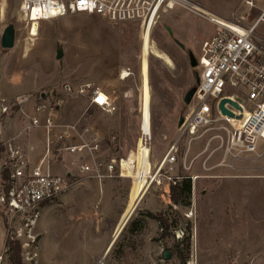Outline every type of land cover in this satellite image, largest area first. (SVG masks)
Here are the masks:
<instances>
[{
    "label": "rangeland",
    "instance_id": "1",
    "mask_svg": "<svg viewBox=\"0 0 264 264\" xmlns=\"http://www.w3.org/2000/svg\"><path fill=\"white\" fill-rule=\"evenodd\" d=\"M188 1L244 26H250L264 7V0H256L254 8L242 0ZM3 7L0 29L13 23L17 40L15 48L0 47V55L9 59L0 56V107L6 105L9 115L1 120L3 138L13 137L12 147L30 152L31 162H37L44 152L43 131L19 134L25 123L19 109L31 111L44 93L47 102L61 100L60 124L75 123L83 137H98L103 155L121 158L126 174L110 181L111 197L102 195L101 184L104 190L107 179L98 182L80 175L78 157L57 152L52 145L50 168L61 175L73 173L71 185L64 196L40 207L30 238L6 237V216L0 212V264H11L7 241L19 244L20 264H264V154L236 160L226 156L217 137L223 134L221 129L208 130L190 143L184 139L171 174L196 178L191 181L188 205L171 201L173 184L167 181L151 187L137 204L141 186L127 178L132 171L126 169L143 149L153 167L174 140L178 118L188 109L184 96L195 85L194 71H199L190 66L187 51L198 56L202 42L213 34L211 23L182 5L159 11L154 23L144 28L138 21L113 23L95 14H69L42 21L39 39L28 51L29 25L18 12L19 0H0ZM254 35L264 39V15ZM142 38L150 43L148 50ZM59 47L63 56L56 59ZM125 71L128 75L122 78ZM13 75L21 80L34 77L41 88L15 97L25 90V82L13 81ZM86 83L110 97L111 111L94 109L89 91L75 92ZM67 85L69 93L63 91ZM17 99L25 100L17 103ZM29 137L37 139V146L27 142ZM75 139L78 142L79 135ZM143 140L149 154L140 146ZM262 149L264 144L259 152ZM18 228L28 231L22 223H14L13 229ZM112 233L106 249L105 238ZM164 251L169 259L163 258Z\"/></svg>",
    "mask_w": 264,
    "mask_h": 264
},
{
    "label": "built area",
    "instance_id": "2",
    "mask_svg": "<svg viewBox=\"0 0 264 264\" xmlns=\"http://www.w3.org/2000/svg\"><path fill=\"white\" fill-rule=\"evenodd\" d=\"M245 3L248 8L254 6V0H246ZM176 5L190 9L211 23L213 34L201 44L196 57L198 83L187 104V112L182 116L183 121L177 127V134L165 154L153 167L147 157L150 163L147 170L135 158L131 168L126 169L132 171L131 175H138V180L144 179L145 186L138 204L154 185L160 186L164 181L175 185L184 177H189L191 181L196 179L193 176L173 177L171 174L179 144L184 139L190 143L208 130L221 129L223 134L217 137L226 156L236 160L264 154V149L259 152L260 145L264 144V39L254 35L257 23L244 26L238 20L219 21L204 12L202 7L194 8L185 0H19L18 12L29 25L30 38L36 35L40 21L77 13L95 14L113 23L138 21L144 28L150 22L154 23L159 11ZM34 23L37 24L35 34L32 32ZM64 89L66 93L71 92L68 86ZM87 91L90 92L91 106L113 109L110 97L100 87L86 83L77 90V94ZM223 98L239 105L237 109L229 103L224 104L233 117L221 113L218 105ZM24 100L17 99V103ZM47 100L48 95L40 98L29 112L19 109L25 117L19 134L35 129L43 131L44 152L36 163H32L19 148L12 147L13 137L3 138L1 120L3 115H9L6 105L0 107V212L6 216V237L15 240H20L25 234L27 238L32 237L30 227L35 224L40 207L60 198L71 185L73 173L68 171L61 175L50 168V157L55 154L51 150L52 145L57 147V152L78 157L77 172L80 175L91 176L101 182L104 179L125 178L126 174L121 158L116 160L103 155L98 137L85 138L76 131L75 123L58 122L61 100L53 103ZM77 135L80 137L78 142L75 139ZM141 145L149 154L145 140L140 142ZM134 153H139V149ZM16 222L22 223L28 231L13 229Z\"/></svg>",
    "mask_w": 264,
    "mask_h": 264
},
{
    "label": "water",
    "instance_id": "3",
    "mask_svg": "<svg viewBox=\"0 0 264 264\" xmlns=\"http://www.w3.org/2000/svg\"><path fill=\"white\" fill-rule=\"evenodd\" d=\"M170 31V30H169ZM14 41H15V27H14V24L13 23H8L2 33H1V36H0V46L3 48V49H10L14 46ZM176 43L181 47V48H184V45L182 43H180L179 41H176ZM187 55H188V59H189V64L192 68H196L197 67V60H196V57L194 56V54L192 53V51L188 50L187 52ZM63 56V50L59 47L56 49V55H55V58L56 59H61ZM194 81H195V84L198 83V72L197 71H194ZM195 91V85L192 86L188 92L186 93V95L184 96V103L187 105L189 104L191 98H192V95ZM46 97V94L44 93H41V98H45ZM225 103H229L230 105L234 106L235 108L239 109V105L228 99V98H223L220 100L219 102V109L221 111L222 114L224 115H228L230 117H233V113L231 111H229L228 109L225 108L224 104ZM183 121V117L180 116L178 118V121H177V127H179L181 125ZM163 258L164 259H169L170 258V255H169V252L168 251H164L163 252Z\"/></svg>",
    "mask_w": 264,
    "mask_h": 264
},
{
    "label": "crops",
    "instance_id": "4",
    "mask_svg": "<svg viewBox=\"0 0 264 264\" xmlns=\"http://www.w3.org/2000/svg\"><path fill=\"white\" fill-rule=\"evenodd\" d=\"M243 1V3H244V5L245 6H247L246 5V3H245V1L246 0H242ZM3 3V1L1 2V4ZM255 5H256V0H254V6L252 7V8H254L255 7ZM248 8V7H247ZM262 11L260 12V16L252 23V24H254V23H259V21L260 20H262L263 19V15H264V7L261 9ZM5 14H6V10H5V8L3 7V8H0V19H2L4 16H5ZM262 16V17H261ZM42 23V21H40L39 23H38V28H37V31H36V35L34 36V37H28L27 39H26V49L28 50V51H30V48L31 47H33L34 46V44H35V42L39 39V37H38V34H39V26H41L40 24ZM251 24V25H252ZM257 24H256V26H257ZM249 26V25H248ZM3 29H4V27L2 28V29H0V31L2 30L3 31ZM2 31H1V33H2ZM1 33H0V36H1ZM30 40H32L31 42H30ZM16 45H17V40H16V38H15V41H14V48L16 47ZM1 47V46H0ZM12 47V48H13ZM1 56V58L2 59H4V60H9L8 59V55L7 54H3V55H0ZM12 78V80L13 81H19V80H21V77H19V76H17V75H13V76H11ZM25 82L24 83V85H25V90H22L21 91V93H18V94H16L15 95V97H19V96H22V95H25V94H27V93H31V92H35V91H37L39 88H41V83L39 82V81H37L34 77H28V79L26 78V79H22L21 80V82ZM23 84V83H22ZM68 86V85H67ZM69 87V86H68ZM64 92H65V89L63 90ZM75 92H77V90L75 91ZM94 107V109H101V108H98V107H96V106H93ZM59 117V116H58ZM27 142L30 144V145H32L33 147L34 146H37V139L35 138V139H33V141H32V138L31 137H29L28 139H27ZM26 156L29 158V160L31 161V153L30 152H27L26 153ZM111 180H114V179H107V180H105V181H107V182H105V184H104V190L102 189V186H103V184H101V191H102V195H105V193H107L108 194V197H111V195H112V193H113V191L112 190H110V187H112L113 186V183H111L110 181ZM64 196V195H63ZM115 235V234H114ZM112 236H113V233L112 234H110V235H108L107 236V238H105V239H107V241H109V242H107L108 244H107V246H106V249H107V247H108V245H109V243H110V241L112 240ZM114 237V236H113ZM106 249L104 250V251H106Z\"/></svg>",
    "mask_w": 264,
    "mask_h": 264
},
{
    "label": "trees",
    "instance_id": "5",
    "mask_svg": "<svg viewBox=\"0 0 264 264\" xmlns=\"http://www.w3.org/2000/svg\"><path fill=\"white\" fill-rule=\"evenodd\" d=\"M190 194H191V180L189 177H184L175 185L171 186L170 198L174 204L178 203L182 205H188ZM180 199L184 200L185 202L181 203ZM149 216L155 218V216L152 214H150ZM185 242H186V249L189 250V241L187 238ZM7 247L8 250L11 251V255H10L11 264H20V258L18 254L19 244L16 242L14 245V241H7Z\"/></svg>",
    "mask_w": 264,
    "mask_h": 264
},
{
    "label": "bare ground",
    "instance_id": "6",
    "mask_svg": "<svg viewBox=\"0 0 264 264\" xmlns=\"http://www.w3.org/2000/svg\"><path fill=\"white\" fill-rule=\"evenodd\" d=\"M185 1H187V3H189V4H191L192 5V7H194V8H196V7H198L197 5H195V4H193L192 2H190V1H188V0H185ZM204 10V12L206 11L207 13H209L210 15H212V16H214V18L215 19H217V20H219V21H221V20H223L224 21V19H222V18H220L219 16H217V15H215V14H213L212 12H210V11H208V10H206V9H203ZM36 27H37V24H35L34 23V25H33V30H32V32H33V34L35 33V30H36ZM142 45H143V47L146 49V50H148L149 49V47H150V43H146L145 42V39L144 38H142ZM158 58H160V59H162L163 61H165L166 63H170V61H169V59L167 58V57H165V56H163V55H161V54H158V53H156L155 51H152ZM142 65V64H141ZM142 69V68H141ZM140 69V70H141ZM123 73V72H122ZM145 73V72H144ZM127 75H128V73H126V71H125V73H123L122 74V78H126L127 77ZM144 77H146V76H144ZM143 82H142V85L143 86H145V83H144V80H142ZM147 95H150V90H149V85L147 84ZM141 90V89H140ZM139 105H140V92H139ZM108 111H111V110H108ZM138 161L139 162H142V164L144 165V169L145 170H147V168H148V161H147V153H146V151H145V149H143V151H141L140 153H139V155H138ZM139 174V173H138ZM129 177H135V178H137L136 180H135V182H139V184H140V186H141V192H140V195L142 194V191H143V189H144V179L143 178H140L139 180H138V175L137 176H134V175H129ZM140 195H139V197H138V199L140 198ZM138 199H137V204H138ZM130 217H131V215H130ZM130 217L124 222V225L121 227V229L119 230V232H118V234H120V232H122V230L125 228V226H126V224H127V222L129 221V219H130Z\"/></svg>",
    "mask_w": 264,
    "mask_h": 264
},
{
    "label": "flooded vegetation",
    "instance_id": "7",
    "mask_svg": "<svg viewBox=\"0 0 264 264\" xmlns=\"http://www.w3.org/2000/svg\"><path fill=\"white\" fill-rule=\"evenodd\" d=\"M181 49H183V48H181ZM188 52V51H187Z\"/></svg>",
    "mask_w": 264,
    "mask_h": 264
}]
</instances>
